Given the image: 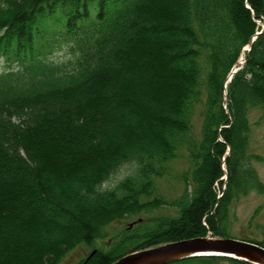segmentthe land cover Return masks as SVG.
Listing matches in <instances>:
<instances>
[{"label":"trees","instance_id":"1","mask_svg":"<svg viewBox=\"0 0 264 264\" xmlns=\"http://www.w3.org/2000/svg\"><path fill=\"white\" fill-rule=\"evenodd\" d=\"M258 19L264 0H0V264H57L77 244L105 239L113 221L164 203L177 212L126 229L78 264H112L209 231L228 237L231 200L258 182L248 114L259 108L264 120V30L225 84ZM58 44L69 59L49 58ZM198 108L201 137L190 139ZM182 145L191 189L170 202L143 200ZM131 161L135 175L103 188ZM222 260L251 264L221 256L167 264Z\"/></svg>","mask_w":264,"mask_h":264},{"label":"rangeland","instance_id":"2","mask_svg":"<svg viewBox=\"0 0 264 264\" xmlns=\"http://www.w3.org/2000/svg\"><path fill=\"white\" fill-rule=\"evenodd\" d=\"M60 10H62V8H59L56 11V14L58 13V15H61L62 11ZM256 21L258 25L261 27V30L256 32L251 37L254 39V41L256 40L257 36L264 30V20L258 19ZM257 33L258 35L256 36ZM69 51H70L69 47H67L66 44H62V45L58 44L54 49L53 53L49 56V58L56 62L65 61L71 57ZM244 51H245V56H244L245 58L243 60H245L246 63L248 58L247 53L251 51V49L249 50V43L242 48L238 62L232 68V70L241 64V63L239 64V62L241 61V56L244 55L243 53ZM206 65L207 64L205 62L202 63L203 70L200 80L203 83L206 81V67H207ZM4 66H5V61L3 58H0V72L5 68ZM124 71L128 72V68H125ZM140 76H141L140 72L138 71L135 77L138 78L137 80H138L139 88L142 87L140 83L142 82ZM232 77L233 76H230V74L228 75L225 84L226 87L228 86L227 84L231 81ZM225 100L227 106V91L225 92ZM126 111H127L126 113L128 120H130L131 122L140 121L135 111H133V109L127 108ZM248 115H249V123L251 127L248 153L254 155V158L252 157V159L249 161L250 162L249 164L254 168V170H256L258 175V182H256L255 188H250L245 192H239L231 200L228 208V217L224 225L226 232H228V237L213 235L211 231H209L207 235L202 237L211 236L214 238H232V239L248 241L260 245L259 243L254 241L264 242V120L261 119V110L259 108L250 109ZM202 123H203V118L200 116V109L198 108V110L196 111V113L192 118V127L189 133L192 138L190 139H199L201 137ZM138 124L139 122H137V125ZM118 132L122 134V131L118 130ZM220 140H222L221 136H220ZM185 145L179 147L176 156L166 164L165 175L162 177L155 178L154 188L152 189L150 196L147 197L144 196L143 200L146 201V200H153L154 198H161L167 202H170L180 197L184 193L186 187H188L189 190L191 189V185L189 184V181L184 178L185 173L189 171L191 166L188 156V150ZM229 155H230V149L228 148L224 153V155L222 156V168L224 170V173L218 180L215 181L214 184L217 195L216 198L218 201L222 198L224 191L226 189V185L228 183L226 160ZM137 169H138L137 164L132 161L121 164L114 172L111 173L110 177L103 183V188L114 187L120 180L126 178L127 176L135 175L137 173ZM176 212L177 211L175 207L164 203L162 204L161 207L154 209L152 208L147 212H141L140 214H132L124 218L117 219L112 223H110L108 226H106L105 233L107 236L105 239L98 240L93 246L80 244V243L77 244L74 248L68 251L63 257H61L60 261L57 264H78V262L84 259L85 257H87L94 248L105 249L106 247H108L106 246V244L111 243L117 235H119L120 233H124L126 229L138 228L140 226L139 224L146 223L149 220L148 219L149 217L163 213L166 214V213H176ZM204 256H221V257L238 259L225 255H204ZM238 260H242V259H238ZM220 264H234V263L228 260H222Z\"/></svg>","mask_w":264,"mask_h":264},{"label":"water","instance_id":"3","mask_svg":"<svg viewBox=\"0 0 264 264\" xmlns=\"http://www.w3.org/2000/svg\"><path fill=\"white\" fill-rule=\"evenodd\" d=\"M253 41L254 39L251 38L249 50L252 49ZM244 63L245 60L238 67H235L230 76H233L242 68ZM204 255H225L246 260L253 264H261L264 262V247L232 238L200 236L132 251L112 264H167L186 257Z\"/></svg>","mask_w":264,"mask_h":264},{"label":"bare ground","instance_id":"4","mask_svg":"<svg viewBox=\"0 0 264 264\" xmlns=\"http://www.w3.org/2000/svg\"><path fill=\"white\" fill-rule=\"evenodd\" d=\"M243 53H244V55L241 56V61L239 62V64L242 63V61H244L243 59L245 58V57H244V56H245V51H244ZM261 264H264V262L261 263Z\"/></svg>","mask_w":264,"mask_h":264}]
</instances>
